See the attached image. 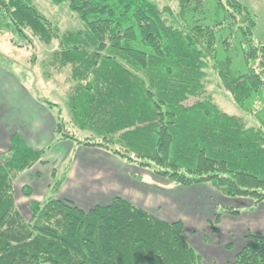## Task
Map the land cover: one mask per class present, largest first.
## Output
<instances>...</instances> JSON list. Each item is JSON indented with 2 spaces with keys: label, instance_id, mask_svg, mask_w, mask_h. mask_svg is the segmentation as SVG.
I'll return each mask as SVG.
<instances>
[{
  "label": "trees",
  "instance_id": "trees-1",
  "mask_svg": "<svg viewBox=\"0 0 264 264\" xmlns=\"http://www.w3.org/2000/svg\"><path fill=\"white\" fill-rule=\"evenodd\" d=\"M50 1L67 5L83 30L58 36L30 0H0V30L22 38L29 32L45 44L57 39L52 66L84 70L77 113L103 120L104 142L84 145L178 186L211 184L224 197L264 202V108L254 117L257 128H248L203 98L210 67L239 106L263 97L264 46L253 42L255 22L245 6L238 0H175L174 9H160L157 0ZM230 50L242 63L236 73L231 57L221 55ZM60 125L56 135L72 139ZM10 141L0 166V264H203L181 220L165 222L119 197L82 210L55 199L65 176L55 180L50 198L30 203L26 220L13 178L42 162L45 149H31L17 134ZM239 214L219 211L209 231L218 235L221 217ZM244 239L229 264H264V235L248 232Z\"/></svg>",
  "mask_w": 264,
  "mask_h": 264
},
{
  "label": "rangeland",
  "instance_id": "rangeland-1",
  "mask_svg": "<svg viewBox=\"0 0 264 264\" xmlns=\"http://www.w3.org/2000/svg\"><path fill=\"white\" fill-rule=\"evenodd\" d=\"M238 1L248 9L255 22L252 34L254 44L258 47L264 46V0ZM30 2L51 23L58 36L83 30L81 22L70 12L67 5L55 6L50 0ZM157 2L160 9L166 6L174 9L176 6L175 0ZM26 34L27 37L22 38L14 36L8 30H0V128L11 131L12 137L13 127L19 129L24 126V130H27L33 122V118L29 117L30 113L36 114L38 111L41 115L44 113L43 118H40L41 122L38 121L39 126L54 128V122L57 124L60 121L64 137L70 136L73 141L69 137L63 139L56 133L41 134L39 142L30 141L37 147L35 151L44 148L45 152L42 162L13 178L14 200L23 217L29 220L30 203H43L50 198L55 180L64 176L67 179L72 169V180L64 189L65 193L62 198L57 195L55 199H73L77 207L87 211L97 205H108L114 198L119 197L165 222L183 220L190 224V228L186 229V239L188 238L189 244L202 257L203 264H229V260L246 242L243 238L246 227L253 222L257 223V233L258 224L264 223V218L261 221L255 220L254 217L247 216L246 212H242L245 214L244 218H241L242 215L226 216L219 222L221 233L212 234L208 228V219L212 222L219 209H224L226 205L241 212L245 209L244 201L226 199L219 194V198L224 199L219 200L214 209L211 207L214 196L206 195L208 189L205 186L186 189L156 176L149 169L139 168L134 163H128L98 147L84 145L86 142L104 143L99 131L103 128V120L98 119L94 112L77 113V108L84 104L85 96L80 93L85 90L87 82L84 70L77 74L76 68L70 65L64 68L52 66V57L59 48V41L52 39L45 44L32 37L29 32ZM232 50L221 52V55L231 57V67L236 73L242 70V63ZM206 72L203 98L211 99L221 112L242 118L248 128H257L254 117L264 108V90L263 97L258 94L254 103L247 100L241 107L231 93L227 92L215 69L210 67ZM18 78L26 82L29 89L21 85ZM40 101H48L52 107L48 108ZM193 102L195 100L191 99L186 105ZM253 109L255 114L252 115L249 111L252 112ZM34 126H37V122ZM10 148L11 141H5L4 145L0 143V166L4 157H8ZM27 190L30 196L24 195ZM229 244L232 250L225 248Z\"/></svg>",
  "mask_w": 264,
  "mask_h": 264
},
{
  "label": "crops",
  "instance_id": "crops-1",
  "mask_svg": "<svg viewBox=\"0 0 264 264\" xmlns=\"http://www.w3.org/2000/svg\"><path fill=\"white\" fill-rule=\"evenodd\" d=\"M19 79V78H18ZM19 81H20V83H21V85H23L26 89H29L28 88V86L27 85H25L26 84V82H24L22 79H19ZM38 103V102H37ZM39 104V103H38ZM41 104V103H40ZM39 104V105H40ZM45 109H47V108H45ZM48 112H50V110L48 109ZM31 115L29 116V117H31V118H33V122H37V126H34V124L35 123H31V125H29V127H28V129L27 130H24V126H21V128H14L13 127V129L12 130H14L13 131V134H17V135H19L20 136V138L31 148V149H35V150H37V147H35V146H33L32 145V143L30 142L31 140L33 141H36V142H39V141H41L39 138L41 137V134H43L44 135V133H46L47 135H54L55 134V125H56V123L54 122V128H50V127H47V128H45V126L43 127V126H39V122L38 121H40L41 122V119L40 118H43L42 117V115L44 114H42L41 115V113H39L38 111L36 112V114H32V113H30ZM53 115V114H52ZM22 116H24V115H22ZM24 117H26V116H24ZM54 119H55V117H53ZM37 120V121H36ZM48 126H50V125H48ZM0 143L1 144H3L4 145V143H5V141H7V140H9L10 141V138H11V131H8L7 129H1L0 128ZM8 131V132H7ZM7 133H9V136H7ZM7 136V137H6ZM63 143H65V142H63ZM42 149H44V148H42ZM75 161H76V158H75ZM76 163V162H75ZM73 165H74V163H73ZM72 170V169H71ZM71 170H70V174H68V176H67V179H66V181L62 184V187H61V190H60V193L58 194V198L60 197V198H62V194L63 193H65V191H64V189H66V186H68V182H70L72 179V174H71ZM74 172V171H73ZM74 180V179H73ZM14 183V182H13ZM202 186H205V187H207V196L208 195H212V196H214L213 198H214V201H212L211 202V207L212 208H216L215 206L218 204V201L219 200H221V199H224V198H219V192L211 185V184H199V185H192V186H190V187H184V188H186V189H189V188H191V187H202ZM182 187V186H181ZM211 189H214V190H216L218 193H215V192H213ZM205 191V190H204ZM205 193V192H204ZM204 193H200V194H202V195H204ZM221 195V194H220ZM222 196V195H221ZM44 197H45V194H44ZM224 197V196H223ZM212 198V199H213ZM226 199H241V200H236V201H244V207L243 208H245L244 210L242 209V211L241 212H239V210H234V208L235 207H232V206H225V208L224 209H219V211L220 210H233V211H238L240 214L238 215V217H240V215H242L241 216V218H244V216H245V214L247 215V216H249V217H254L255 218V220H259L260 219V221L261 220H263V218H264V202L263 203H261V204H258V205H254V202L252 201V200H250V199H245V198H227V197H225ZM211 199V200H212ZM39 200H41V199H39ZM129 201H131L130 200V198L128 199ZM69 201H71V202H74L75 203V201H73V199H70ZM38 203H41V202H39V201H37ZM215 202V203H214ZM75 205H76V203H75ZM149 210V209H148ZM149 212H151L150 210H149ZM242 212H246L245 214H242ZM226 216H230V215H223L222 217H221V219H223V218H225ZM221 219H220V222H221ZM182 222H183V224H184V233H185V236L187 237V233H186V229H187V227H189L190 228V224L189 223H187V222H185V221H183V220H181ZM208 222H211L209 219H208ZM188 224V225H187ZM209 224V223H208ZM257 223H252L251 225H248V227H246V229L243 231V238L245 237V235L249 232V233H251V234H253V235H264V223L263 222H261V223H259L258 224V227H257V229L259 230V231H257V233L255 232V225H256ZM218 229H219V233H218V235L221 233V227H220V225H218ZM187 240H188V238H187ZM246 244V242H244V245ZM231 260H229V262H230ZM228 262V261H227Z\"/></svg>",
  "mask_w": 264,
  "mask_h": 264
}]
</instances>
